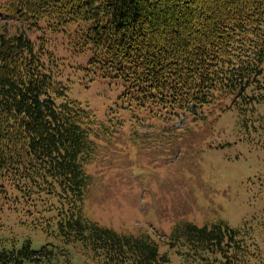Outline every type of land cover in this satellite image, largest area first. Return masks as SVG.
<instances>
[{
	"label": "trees",
	"instance_id": "1",
	"mask_svg": "<svg viewBox=\"0 0 264 264\" xmlns=\"http://www.w3.org/2000/svg\"><path fill=\"white\" fill-rule=\"evenodd\" d=\"M0 20L13 29L0 28V207L19 198L35 206L47 240L38 249L29 238L0 243V264H172L147 234H120L82 214L85 166L141 113L196 114L254 89L264 74V0H0ZM55 35L71 53L68 67L85 59L78 65L90 80L123 85L101 115L67 95L56 62L63 57L45 44ZM242 234L221 219L185 221L166 243L176 254V244L186 247V264L205 252L247 264Z\"/></svg>",
	"mask_w": 264,
	"mask_h": 264
},
{
	"label": "rangeland",
	"instance_id": "2",
	"mask_svg": "<svg viewBox=\"0 0 264 264\" xmlns=\"http://www.w3.org/2000/svg\"><path fill=\"white\" fill-rule=\"evenodd\" d=\"M1 27L13 32L10 23L0 20ZM55 36L45 44L63 57L56 62L67 95L101 115L117 102L123 85L100 76L90 80L91 73L80 66L85 59L68 67L72 57L63 47L66 41ZM253 84L246 96H220L196 114L141 113L137 126L116 127L85 166L90 182L82 214L120 234H147L159 251L171 249L172 264H186L181 255L186 247L176 244L181 253L176 254L166 243L176 224L202 226L221 219L244 233L241 239L252 256L247 264H264V74ZM35 216V206L23 198L5 203L0 243L19 247L29 238L32 248H40L47 240ZM213 257L205 252L199 259L220 264ZM79 264L91 262L83 258Z\"/></svg>",
	"mask_w": 264,
	"mask_h": 264
}]
</instances>
